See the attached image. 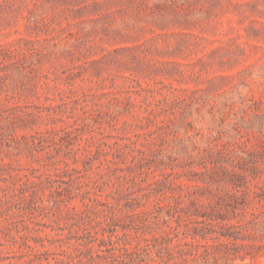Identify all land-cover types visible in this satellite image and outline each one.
Returning <instances> with one entry per match:
<instances>
[{
	"label": "rangeland",
	"instance_id": "obj_1",
	"mask_svg": "<svg viewBox=\"0 0 264 264\" xmlns=\"http://www.w3.org/2000/svg\"><path fill=\"white\" fill-rule=\"evenodd\" d=\"M237 175L264 184V0H0V264H89L109 215Z\"/></svg>",
	"mask_w": 264,
	"mask_h": 264
},
{
	"label": "trees",
	"instance_id": "obj_2",
	"mask_svg": "<svg viewBox=\"0 0 264 264\" xmlns=\"http://www.w3.org/2000/svg\"><path fill=\"white\" fill-rule=\"evenodd\" d=\"M231 184L232 192H210L205 204L191 199L192 209L179 199L158 206V216L141 212L142 224L130 228L109 215L117 222L101 228L95 239L101 253L90 255L88 263L240 264L264 255V184H248L241 175ZM95 240L85 243L87 252Z\"/></svg>",
	"mask_w": 264,
	"mask_h": 264
}]
</instances>
